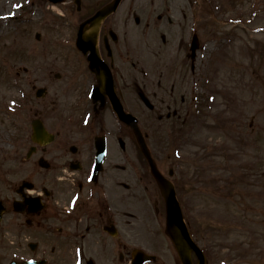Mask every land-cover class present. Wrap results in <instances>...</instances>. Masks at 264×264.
Masks as SVG:
<instances>
[{
  "label": "rangeland",
  "instance_id": "1",
  "mask_svg": "<svg viewBox=\"0 0 264 264\" xmlns=\"http://www.w3.org/2000/svg\"><path fill=\"white\" fill-rule=\"evenodd\" d=\"M192 1L199 4L198 33L203 46L197 52L196 74L192 78L187 75L185 85L187 88L195 86V95L204 108L201 116L196 119L190 114L186 125L193 122L196 127L189 130L188 126L186 131L189 138L184 144H180L176 140L175 130L168 127L170 117L155 118L152 123L151 111L138 97L135 114L149 135L146 140L154 157L159 161L160 169L167 174L174 161L178 165L177 168L173 167L174 175L181 180L178 195L187 203L185 217L193 229L195 240L206 252V264H264V187L261 196L255 197L253 206L248 210L238 199L242 189L239 179L243 176L242 171L261 170L264 175V0ZM153 2L151 6L149 0H138L136 10L152 9L154 14H157L166 13L165 10L169 8L172 16L178 17L179 11H184L187 7V0ZM231 2L234 6L229 7ZM86 3L88 5L89 0H86ZM130 3L131 0H124L120 4L118 17L129 9ZM74 5L72 1L73 10ZM61 10L63 7L49 0H0V101L3 100L5 106L6 100L12 97L15 91L14 87H10L13 78L11 72L25 66L29 67L32 73V59L39 55L42 63L47 57L49 63L52 56L60 50V56L70 54L71 49L68 46L56 43L57 39H64L70 30H75L71 24L66 23L68 18L60 12ZM10 14L17 16L11 17ZM136 15L140 17L139 12H136ZM119 28L123 30L122 27ZM142 29L143 20L140 18V24L134 30L138 57L151 66L152 71L149 72L152 77L156 78L161 74L166 76L168 70L167 80L174 79L178 67L181 69L179 58L185 57L177 50L176 33L173 32L170 36L167 34V44L162 45L157 34L163 30L148 31L145 36L160 44L158 51H153L141 47ZM37 32L40 33L39 40L34 37ZM184 35H187L186 24ZM163 50L166 52V59L161 55ZM165 84V92L161 88L159 93L162 99L169 92L170 82ZM160 98L150 96V101L163 109L164 105L159 103ZM164 110L166 112V109ZM165 112L162 115H165ZM0 122V194L5 198L6 195L15 196L10 183L13 179L23 178L30 164L25 163L23 170L17 169L13 159L17 147H27L26 132L23 131L22 137L21 129L16 130L13 123L10 124L5 110L1 108ZM216 129H220L224 134L222 139H231L232 159L199 161L191 166V155L194 153L199 157L209 153H224L226 144L219 148L210 144L219 138L209 133ZM17 137L20 138L18 145ZM24 142L25 147H22ZM257 155L259 159L255 158ZM187 156L190 163L183 162ZM219 161L221 162L217 164ZM141 168L138 159L136 176L142 174ZM191 180L196 184L191 183ZM139 182L138 179V184ZM193 186L194 190L186 191ZM217 193L228 195L229 197L224 199L231 201L223 202L224 199L219 197L221 194ZM136 201L135 208L132 209L126 204V199H121L120 215L133 211L137 221L146 219L148 225L141 235L130 237L126 243L136 242L164 251L165 253H157L161 259L159 264L161 261L172 264L171 243L161 235L160 228H152L155 220L153 203L140 194H136ZM141 227V223H137V229ZM30 238L32 237H28ZM121 239L125 240L122 231ZM8 240H11L8 243L14 251L19 253L9 252L13 249L10 246L6 248L0 242L1 259L4 252H9L6 259L32 253L27 251L26 246L23 250L21 247L15 248L12 242L15 237L8 235ZM86 255L92 264H129L127 256L124 260H119L118 253ZM69 258L72 262V253H69Z\"/></svg>",
  "mask_w": 264,
  "mask_h": 264
},
{
  "label": "flooded vegetation",
  "instance_id": "2",
  "mask_svg": "<svg viewBox=\"0 0 264 264\" xmlns=\"http://www.w3.org/2000/svg\"><path fill=\"white\" fill-rule=\"evenodd\" d=\"M80 1V4L75 3L74 10L71 0L59 3L63 7L60 12L68 18L66 23L75 28L67 35L69 40L61 44L71 49L70 54L60 56V50L49 63L48 57L42 63L39 55L32 59V73L25 66L18 67L15 73L20 95L22 93L23 96V88L30 90L25 107L30 106L33 100V105L29 107L31 114L25 119L20 114L24 103L23 97H20L19 113L15 119L18 118L23 128L25 124L29 126V139L30 121H41L49 140L38 143L30 140L26 154L16 156L20 157L19 169L23 170L25 160L30 166L25 179L12 183L13 190L15 192L27 180L32 183L27 194L37 198V201L21 203L19 209H14V197L10 200L8 195L2 198L0 194V242L9 247L11 240H8V235H11L15 237L12 241L15 248L23 250L26 246L29 252L41 253L39 257H45L46 264H71L69 253H131L132 247L126 241L138 235L137 223H148L146 219L138 222L133 211L122 218L121 199H126V204L133 208L138 188L149 199L153 195L158 198L148 164L138 155L136 138L131 128L116 117L112 100L116 96L126 111L135 113L137 92L140 89L146 93L149 91L152 97H156L157 89L160 93L163 82L156 77L152 83L153 77L149 72L152 68L137 56L136 45L132 41L127 37H115L109 32L113 29L118 33L119 27L126 25L131 18L129 11L119 17L117 11L107 16L93 44L85 40L89 32L83 25V50L79 51L74 43L79 24L95 14L100 6L83 9L86 0ZM138 12L140 17L134 15V25H139L141 18L146 27L153 25L170 29L173 26L171 18L154 14V10ZM179 14L183 23H197L199 20L198 10H191L190 6L187 12L179 11ZM175 83L177 93L185 94L181 81ZM175 83L171 85V93ZM38 88H43L44 96L35 95ZM28 119L29 122H26ZM98 139L104 141L106 151L99 167L95 164V142ZM28 151L31 153L27 154ZM138 159L141 172L147 178L141 187L137 186L135 174ZM156 201L158 199H154V204ZM156 214L155 221L158 223L161 217H158L157 211ZM29 242H33L32 247ZM10 248L14 251L12 245Z\"/></svg>",
  "mask_w": 264,
  "mask_h": 264
},
{
  "label": "water",
  "instance_id": "3",
  "mask_svg": "<svg viewBox=\"0 0 264 264\" xmlns=\"http://www.w3.org/2000/svg\"><path fill=\"white\" fill-rule=\"evenodd\" d=\"M118 2L119 0H112L110 3H108L99 10L98 12L99 14H97L95 17H92L91 21L95 22L96 20H99L104 16H106L107 14H109L110 12H112L116 8ZM80 39H81V35H80ZM79 44L81 45V43ZM114 110L116 111L118 116H120L121 120L125 121L127 124L131 125L134 128L141 150L148 159V162L150 164V170L160 187L166 205L165 232L171 239L181 264H192L191 256H190L191 250H194L197 255L198 261L196 264H204L205 263L204 254L198 249V247L191 240L189 232L183 221L179 204L175 198L174 188L172 184L158 172L155 164L153 163L150 154L146 148V145L144 143V139L136 126V119L133 116L124 113L121 107L119 106L118 102L114 106ZM150 258L153 257L146 255L144 253L137 254L135 255L133 264H142L144 261ZM21 264H30V263L25 262Z\"/></svg>",
  "mask_w": 264,
  "mask_h": 264
},
{
  "label": "snow or ice",
  "instance_id": "4",
  "mask_svg": "<svg viewBox=\"0 0 264 264\" xmlns=\"http://www.w3.org/2000/svg\"><path fill=\"white\" fill-rule=\"evenodd\" d=\"M17 7H19V5H16Z\"/></svg>",
  "mask_w": 264,
  "mask_h": 264
},
{
  "label": "bare ground",
  "instance_id": "5",
  "mask_svg": "<svg viewBox=\"0 0 264 264\" xmlns=\"http://www.w3.org/2000/svg\"><path fill=\"white\" fill-rule=\"evenodd\" d=\"M11 15V14H10ZM12 16V15H11Z\"/></svg>",
  "mask_w": 264,
  "mask_h": 264
}]
</instances>
